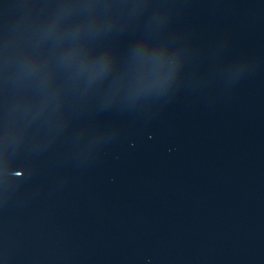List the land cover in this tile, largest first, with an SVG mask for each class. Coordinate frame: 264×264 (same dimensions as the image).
Listing matches in <instances>:
<instances>
[{"label":"water","instance_id":"1","mask_svg":"<svg viewBox=\"0 0 264 264\" xmlns=\"http://www.w3.org/2000/svg\"><path fill=\"white\" fill-rule=\"evenodd\" d=\"M0 264H264V0H0Z\"/></svg>","mask_w":264,"mask_h":264}]
</instances>
